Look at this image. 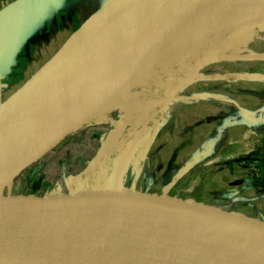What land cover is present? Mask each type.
Instances as JSON below:
<instances>
[{
  "label": "water",
  "instance_id": "95a60500",
  "mask_svg": "<svg viewBox=\"0 0 264 264\" xmlns=\"http://www.w3.org/2000/svg\"><path fill=\"white\" fill-rule=\"evenodd\" d=\"M41 1L19 2L18 10L0 20V30L11 16ZM212 1L126 0L88 22L74 41L104 20L95 27L100 31L94 39L51 81L58 84L46 97L38 94L45 84H36L0 108V135L37 103L41 108L23 134L17 130L0 145V187L83 124L84 107L143 44L162 34L169 41L187 18ZM164 12L182 14L155 27ZM74 105L79 112L63 119ZM110 121L113 134L122 132L123 120ZM89 246L93 260L76 256ZM0 264H264V221L123 187L41 197L0 195Z\"/></svg>",
  "mask_w": 264,
  "mask_h": 264
},
{
  "label": "rangeland",
  "instance_id": "374dc122",
  "mask_svg": "<svg viewBox=\"0 0 264 264\" xmlns=\"http://www.w3.org/2000/svg\"><path fill=\"white\" fill-rule=\"evenodd\" d=\"M101 21L104 20L92 27L99 28ZM255 29L252 27L251 31ZM252 35L248 36L252 38L249 41L235 39L230 47L227 45L233 53L210 52L208 57L194 64L196 68L183 66L181 70L188 71L183 75L185 79L173 91L169 88L157 89L156 94L162 96L166 91L168 99L151 98L145 102L153 113L138 124L131 135H128V126L119 134H113L111 117L124 121L122 115L127 109L113 106L107 121L99 118L65 137L62 143L33 160L10 184L9 180L6 181L0 187V195L7 198L41 197L68 194L81 188L84 191L90 187L96 190V180L101 176L98 172L102 169V177L111 180L120 174L123 188L200 202L198 199L205 196L204 191L213 192L216 189L212 185L219 169L213 164L218 162V153H223V162L231 158L233 151L234 158L246 159L252 171L261 172L256 155H253V152H262L261 134L258 131L254 133L247 122L233 120L236 116L241 118V112H264V58L250 59L242 55L245 51L264 50V32L257 28L256 35ZM205 59L208 61L205 62ZM200 63L204 65L198 67ZM146 126H150L148 134ZM216 129L218 137L214 140ZM107 135L114 137V143L123 138L116 154L111 144L108 148L104 147L106 152L102 149ZM232 141H239L240 148H234ZM206 143L214 147L213 150L211 147V152L203 148ZM138 146L140 148L136 153ZM129 150L131 158L134 155L137 158L130 167L132 159L125 161ZM173 151H176L177 161L172 158ZM154 153L158 161L154 160ZM94 163L92 170L87 172ZM179 164L181 168H177ZM177 169L180 179L170 186L169 181L174 179L172 175ZM31 172H34L33 176H30ZM223 179L231 180V175H224ZM218 185L222 187L220 182Z\"/></svg>",
  "mask_w": 264,
  "mask_h": 264
},
{
  "label": "bare ground",
  "instance_id": "6f19581e",
  "mask_svg": "<svg viewBox=\"0 0 264 264\" xmlns=\"http://www.w3.org/2000/svg\"><path fill=\"white\" fill-rule=\"evenodd\" d=\"M177 14L182 13L164 12L160 14L155 27L175 18ZM252 27H256L253 32L251 31ZM257 28H260L262 33L264 32V0L212 1L187 18L182 27L169 41L166 42L165 34H162L149 41V43L143 44L139 48L140 52L137 56L108 83L101 94L87 103L84 107V111H88L86 120L74 131L87 123L97 121L99 118L103 119L104 122L107 121L108 113L112 110L113 106L119 105L121 108H127L123 111L122 116L124 117L125 127H129L128 135H131L136 131L135 127L153 113L145 102L151 100V98L161 100L165 97L168 99L169 94H165L166 91H163V95L165 96H162L160 93L156 94L158 92L157 89L167 90L169 88L173 91L178 83L185 79L183 75H186L188 71H182L181 68L183 66L187 65L185 68H196L194 64L198 63L200 59L206 57L210 52L233 53L228 49L229 44L235 39L242 41L246 39L249 41V39H252L249 37H253V33L256 35ZM99 31L100 29L96 30L94 28L86 36L69 42L40 73L46 70L42 74L39 73L40 75L37 74V77L35 76L36 78L34 77L35 79L33 78L34 80L32 79L33 81L28 86H25L19 94L24 93L30 86L45 84L44 87L39 89L38 94L40 95V99L46 97L58 84V81L51 82L55 76L76 59ZM243 36L244 38L240 39ZM242 55L250 59L263 58L264 50L245 51ZM39 105L40 102L28 113L23 114L17 121L5 128V134L0 135V145L15 131L22 129L23 134V131L30 127L41 110ZM77 112H79V107L74 105L62 118L72 117ZM149 129L150 126H146V133ZM74 131L70 132L66 137ZM64 138L59 140L54 146L62 143ZM114 141V137L111 138L105 145V148H108L111 144L114 146L115 149L113 151L116 154L121 148L123 138H120L117 143H114ZM139 146L137 149L134 148L136 153L140 148ZM130 149L132 150V148ZM104 152H106L105 149ZM133 152L135 151L133 150ZM130 158L131 151L129 150L126 153L125 161H128ZM131 159L128 167L132 166L137 158L134 155V158ZM94 165L95 163L90 166L87 172L91 171ZM103 172L104 170L99 169L98 173L101 176L96 180L97 189L123 187L120 181V174L111 180L102 177ZM11 182L9 180V184ZM91 188H88V191ZM82 190L84 191V188H81L79 191ZM93 249V246L84 248L82 251H78L76 256L93 260Z\"/></svg>",
  "mask_w": 264,
  "mask_h": 264
},
{
  "label": "crops",
  "instance_id": "0c3cea01",
  "mask_svg": "<svg viewBox=\"0 0 264 264\" xmlns=\"http://www.w3.org/2000/svg\"><path fill=\"white\" fill-rule=\"evenodd\" d=\"M21 1L0 0V20L18 10ZM125 2L126 0H42L27 11L16 13L15 17L11 16L0 30V108L10 102L46 68L104 8L108 6L117 8ZM239 115L241 118L236 116L233 120L236 118L237 121L240 119L247 122L248 126L253 127L254 133L258 131L261 134L262 152H253L255 153L253 155H256V163L262 170L252 171V168L247 166L246 159L233 157L232 150L231 158H226L223 162L221 161L224 159L223 153H218L216 155L218 162L213 164L219 169L212 185L216 189H213V192L204 191L205 196L198 200L247 219L264 221V112L256 111L251 114L241 112ZM214 131L213 136L216 140L218 129ZM238 140L240 141V137ZM239 141L231 142L234 148L239 147ZM211 147L212 145L207 143L203 146L205 151L209 152ZM172 158L177 161L176 151H173ZM155 159L158 161L159 158L154 153ZM177 168H181V165L179 164ZM182 169L185 170L186 166L183 165ZM227 174L231 175V180L223 179ZM172 177L174 179L169 181L170 186L179 181V169ZM218 182L222 187H219Z\"/></svg>",
  "mask_w": 264,
  "mask_h": 264
}]
</instances>
